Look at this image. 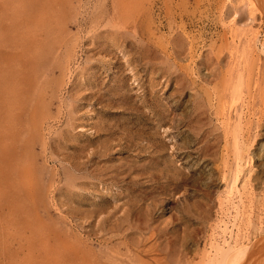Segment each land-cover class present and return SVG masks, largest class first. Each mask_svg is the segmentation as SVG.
<instances>
[{
	"label": "rangeland",
	"instance_id": "1",
	"mask_svg": "<svg viewBox=\"0 0 264 264\" xmlns=\"http://www.w3.org/2000/svg\"><path fill=\"white\" fill-rule=\"evenodd\" d=\"M0 14V264H209L214 238L264 235V0Z\"/></svg>",
	"mask_w": 264,
	"mask_h": 264
},
{
	"label": "bare ground",
	"instance_id": "2",
	"mask_svg": "<svg viewBox=\"0 0 264 264\" xmlns=\"http://www.w3.org/2000/svg\"><path fill=\"white\" fill-rule=\"evenodd\" d=\"M251 2V1H250ZM256 2V1H255ZM252 3V2H251ZM252 5V4H251ZM234 7V6H233ZM46 11H49L50 10V7H45ZM22 10V9H21ZM234 11V10H233ZM21 13H24V12H21ZM27 15V11L25 12ZM236 13V12H235ZM2 14V13H1ZM0 14V19L2 18V15ZM31 16H32V19H33V23L34 22H39L40 20V14L39 13H33V11L30 13ZM236 15V14H235ZM248 20V19H247ZM22 23V22H21ZM35 24V23H34ZM234 24V23H233ZM27 27L31 28L30 24L27 25ZM233 31V29H232ZM248 38V37H247ZM238 40V39H237ZM232 42V41H231ZM249 42V41H248ZM233 43V42H232ZM239 45V44H238ZM237 45V46H238ZM247 45V44H246ZM249 47V46H248ZM233 48V47H232ZM236 49V48H235ZM260 51V50H259ZM229 52H230V48H229ZM238 52V51H236ZM237 58V57H236ZM65 60V59H64ZM240 60V59H239ZM67 61V60H66ZM237 61V60H235ZM68 62V61H67ZM244 62V61H243ZM66 65V64H65ZM24 68V66H22ZM66 66H64L65 68ZM229 67V66H228ZM23 68L20 67V69H18V74L21 76L17 81V83H19V85H23L25 84V78L23 75H25V73L23 72ZM234 70V69H233ZM23 74V75H22ZM247 77V76H246ZM245 78V77H244ZM6 81H3V80H0V89L2 90V92H4L6 89H15L14 87V84L13 83H10L9 86L8 84L6 83ZM16 83V82H14ZM235 85V84H234ZM230 86V85H229ZM11 89V90H12ZM60 89V88H59ZM240 90V89H239ZM30 94V92H27V95ZM26 96V94H25ZM237 97V96H236ZM233 99V98H232ZM232 101H236V100H232ZM29 103V102H28ZM236 103V102H234ZM241 103V102H240ZM4 116H2L3 118ZM1 118V120H2ZM6 119L3 118V123L6 124ZM233 121V119H231ZM231 122V121H230ZM237 122V121H236ZM234 124V123H233ZM221 126V125H220ZM240 126V125H239ZM8 127V126H7ZM47 128V127H46ZM237 129V128H236ZM239 131V130H237ZM236 132V130H235ZM234 132V133H235ZM236 135V134H234ZM11 136V133L8 129H4V131L0 134V140L1 141H5V140H8ZM228 136V135H227ZM239 135H236L233 139L234 143H235V151H234V163H233V168H234V175L236 177V179H243L244 176H245V172H246V168L248 170V166H246L245 162H244V157H243V154L245 153V146H243V141L242 143L240 142V140L238 139ZM43 142V141H42ZM231 143V142H230ZM188 144V143H187ZM246 144V143H245ZM233 146V145H232ZM247 146V145H246ZM228 147V146H227ZM248 147V146H247ZM6 151H5V158L6 159H9V161L12 159V154L9 152V150L7 151V148H5ZM248 149V148H247ZM15 154V153H14ZM226 154V153H225ZM233 157V156H232ZM232 162V161H231ZM245 164V165H244ZM246 166V167H245ZM225 167V166H224ZM229 167V166H227ZM226 168V167H225ZM222 169V167H221ZM245 169V170H244ZM250 169V167H249ZM227 170V168H226ZM230 170V168H229ZM251 170V169H250ZM251 172V171H250ZM249 172V173H250ZM227 173V172H226ZM248 173V175H249ZM251 174V173H250ZM214 176V175H213ZM227 176V175H226ZM221 177V176H220ZM225 178V177H224ZM231 178V177H230ZM249 178V177H248ZM26 179V178H25ZM243 181V180H242ZM241 181V182H242ZM240 182V181H239ZM231 183V182H230ZM230 183L227 185V189L230 190ZM224 188V187H223ZM48 196V195H47ZM50 197V196H49ZM230 197V196H229ZM240 197V196H239ZM233 198V197H232ZM236 205V204H235ZM227 207V206H226ZM232 207V206H231ZM235 208V207H234ZM230 210V209H229ZM236 212V211H235ZM239 212V211H238ZM102 214V213H101ZM230 214V213H229ZM259 219V218H258ZM232 225V224H231ZM227 228V227H226ZM228 231V230H226ZM264 232V231H263ZM225 233V232H224ZM264 234V233H263ZM236 242V237L235 236H225L223 235L219 240H217L216 238H214V242L215 243V248L214 250L210 251V252H206L205 254V258H207L209 264H258L256 262V260H260V258H258V255H257V258L255 260V255L254 253L256 254V252L258 254H260L259 252H261V254H264V235L259 238H257L256 240L254 241H251L250 243L248 244H245L243 242L241 243H234ZM243 243V244H242ZM212 246V244H211ZM261 257V256H260ZM264 257H262V263L264 262L263 259ZM205 261V259H204ZM260 261V262H261ZM207 262V261H206ZM203 263V261H202Z\"/></svg>",
	"mask_w": 264,
	"mask_h": 264
}]
</instances>
